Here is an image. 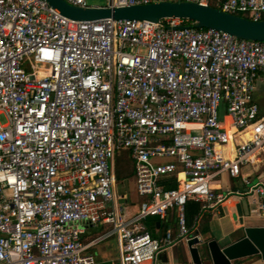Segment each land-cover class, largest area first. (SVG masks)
Segmentation results:
<instances>
[{
  "label": "built area",
  "instance_id": "obj_1",
  "mask_svg": "<svg viewBox=\"0 0 264 264\" xmlns=\"http://www.w3.org/2000/svg\"><path fill=\"white\" fill-rule=\"evenodd\" d=\"M171 1L264 19V0ZM259 77L264 41L180 18L78 21L48 0H0V264H95L87 249L111 235L121 264H172L159 253L202 239L188 225L189 200L206 209L233 194L257 196L264 209V180L242 173L264 148ZM120 152L144 198L132 217L118 206ZM223 173L245 190L217 192ZM172 175L177 186L165 189L160 181ZM169 210L176 233L152 236L145 219ZM83 222L112 227L85 244Z\"/></svg>",
  "mask_w": 264,
  "mask_h": 264
},
{
  "label": "crops",
  "instance_id": "obj_2",
  "mask_svg": "<svg viewBox=\"0 0 264 264\" xmlns=\"http://www.w3.org/2000/svg\"><path fill=\"white\" fill-rule=\"evenodd\" d=\"M254 98L258 102L261 112L264 113L263 77H259L256 80ZM223 120L229 123L225 114L223 115ZM119 154L121 158H125L126 161H128L127 164L119 163L118 165L117 157ZM114 166L117 179L115 189L119 197L118 206L124 209L127 217H132L138 213L140 204L144 198L139 196L136 192L139 203L132 204L131 202L130 205L127 194L125 192H120L118 189L117 183L119 179L130 178L134 180V188L136 191L134 167L128 152L118 153L114 161ZM242 173L245 176H250L253 181L264 180V148L253 159V163L242 167ZM170 177L176 179V175L165 177L160 181L161 185L163 186L162 181H164V179ZM245 188L246 186L240 179L231 178L227 173L218 176L215 182V189L217 192L226 193L234 190L244 191ZM144 222L151 235L156 238H162L168 231L174 234L177 231L176 213L174 210H169L165 219L150 216L146 218ZM187 222L190 227H195L197 229L202 239L205 241L227 240L228 242H235L245 237L244 231L246 228L264 227V209L259 207L257 196L250 197L233 194L229 196L225 202L214 208L202 209L201 205L199 211L194 213L189 207L187 209ZM80 224L85 228V234L83 235L85 244H89L104 236L112 227V225L104 222H99L96 225H89L84 222ZM87 252L95 255V264H121L120 242L116 235L100 239L98 242L90 245ZM158 259L164 262H171L172 264H193L188 244L183 241L166 247V249L159 253ZM232 263L264 264V259L261 254H256L239 258L232 261Z\"/></svg>",
  "mask_w": 264,
  "mask_h": 264
},
{
  "label": "water",
  "instance_id": "obj_3",
  "mask_svg": "<svg viewBox=\"0 0 264 264\" xmlns=\"http://www.w3.org/2000/svg\"><path fill=\"white\" fill-rule=\"evenodd\" d=\"M61 15L78 21L146 20L165 18L191 21L197 28H213L238 38L264 41V19L252 20L216 7L188 1H160L120 7H79L65 0H48ZM245 237L235 242L193 238L187 242L193 264H233L242 257L261 254L264 259V227L246 228Z\"/></svg>",
  "mask_w": 264,
  "mask_h": 264
},
{
  "label": "rangeland",
  "instance_id": "obj_4",
  "mask_svg": "<svg viewBox=\"0 0 264 264\" xmlns=\"http://www.w3.org/2000/svg\"><path fill=\"white\" fill-rule=\"evenodd\" d=\"M88 4L89 5H96V6H105L106 5L104 0H88ZM225 113H226V109H225V104L223 103L222 104V110L220 113L221 119H223V115ZM0 119L3 121L4 120L3 116H1ZM117 162L119 165V163H122V164L126 163L127 164L128 161H126L125 158H121L120 154H119L117 157ZM117 186H118V189L120 190V192H125L127 194L128 202L130 205H131V202H132V204L139 203V199H138V196H137L135 188H134V180L133 179H130V178L119 179Z\"/></svg>",
  "mask_w": 264,
  "mask_h": 264
},
{
  "label": "trees",
  "instance_id": "obj_5",
  "mask_svg": "<svg viewBox=\"0 0 264 264\" xmlns=\"http://www.w3.org/2000/svg\"><path fill=\"white\" fill-rule=\"evenodd\" d=\"M240 16L248 18V16L244 14H240ZM162 184L165 189H172V188H175L177 185L176 179L174 177L164 179V181H162ZM189 207L194 211V213H197L199 209L201 208V204L194 200H189L186 204V217H187V209Z\"/></svg>",
  "mask_w": 264,
  "mask_h": 264
}]
</instances>
